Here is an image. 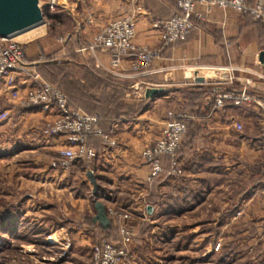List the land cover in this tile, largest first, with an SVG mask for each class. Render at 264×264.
<instances>
[{"label": "crops", "instance_id": "0c3cea01", "mask_svg": "<svg viewBox=\"0 0 264 264\" xmlns=\"http://www.w3.org/2000/svg\"><path fill=\"white\" fill-rule=\"evenodd\" d=\"M246 1L251 3L253 0ZM137 6H141L142 11L136 21L134 42L138 46H157L159 31L152 28L151 23L177 11L175 0H62L56 10L60 23L67 24L66 42L57 54L75 57L87 74L82 86L85 90L82 88L77 97H69L77 106L75 109L85 112L80 108L83 102L96 107L115 105L114 94L109 93V85L101 80L102 76L115 80L111 82L114 85L110 84L113 91L118 86L134 91L132 97L125 94L121 98L124 103L136 101L141 105L140 111L133 115L111 112L110 107L103 111L99 127L116 139V146L103 148L101 140L92 137L89 144L97 152L95 159L77 160L66 170L55 169L52 163L57 160L64 138H44L40 133L41 123L53 117V113L36 108L19 109L0 92V112H7L6 118L0 119V157L12 158L16 171H41L43 198L48 200L49 208L57 201L65 216L67 209L74 211L75 217L66 219L67 225H60L59 229L68 227L83 242H88L96 230L106 232L92 221L95 201L101 202L105 209L130 212L134 218L127 225L136 230L140 220L151 219L153 215L155 219L186 218L196 210L202 214L210 213L212 209L217 213L231 214L233 211L234 215L243 210L253 211L257 207L258 190L264 188L263 179L248 180V169L254 164L259 170L264 168V111L256 106L226 104L223 108L214 107L203 116L206 108L211 106L218 86L238 89L248 82L252 91L264 94V24L245 14L214 8L206 20L192 19L194 25L184 40L164 48L159 58L136 71L130 68L133 53L125 56L112 72L108 68L107 53L78 51L88 42L91 33L132 12ZM40 31L36 28L30 37ZM42 54H46L43 47L26 43L27 61H34ZM42 67L35 65L45 81ZM200 68L204 69V76L198 73ZM210 69L211 76L207 73ZM195 76H202L204 81L196 83ZM17 82L21 89L35 86L27 74H21ZM181 85L187 86L182 89ZM148 87H161L163 91L146 98L144 91ZM186 90H203L205 94L189 108L183 94ZM164 100L175 102L176 107H185L189 115L198 112L199 118H191L193 121L177 155L182 175H161L148 184L142 151L160 134L164 113L158 106ZM245 120L254 121L258 127L254 133L233 128L234 123L243 124ZM163 161L167 168V158ZM16 171L12 176L19 179L21 175ZM88 173L96 184L94 193ZM230 194L234 196L229 197ZM230 200L235 203L228 208ZM214 201L218 206H212ZM110 221L112 233H107L116 238L115 229L122 221ZM158 229L160 234L164 233V226ZM178 232L179 229H174V236Z\"/></svg>", "mask_w": 264, "mask_h": 264}, {"label": "rangeland", "instance_id": "374dc122", "mask_svg": "<svg viewBox=\"0 0 264 264\" xmlns=\"http://www.w3.org/2000/svg\"><path fill=\"white\" fill-rule=\"evenodd\" d=\"M253 2L254 0L251 3ZM66 27L67 24L60 23L58 18L51 21L46 17L45 22L38 27L41 30L38 34L27 39H12L25 44L33 42L37 47L45 49L46 54L34 58V61L52 60L46 66L41 63L42 76L45 81L61 89L70 100V96L77 97V93L78 95L81 93L87 74L81 65H78L75 57H63L57 54V50L66 42ZM114 71L116 70H112ZM209 72L208 70L207 73ZM101 80L109 85L108 91L114 94L115 105L96 107L83 102L81 109L97 116L103 115V111L108 107L111 108V112L126 115L140 111V103L136 101L130 104L124 103L121 99L125 94L132 97L134 95L132 89L117 84L115 86L118 88L113 91L110 84L115 82L114 79L102 76ZM186 86L181 85L182 89ZM191 92L194 91L186 90L183 94L188 98ZM260 94L264 96L263 93ZM249 106L253 105L246 107ZM158 108L164 113L162 127L170 111L174 114L184 113L193 118L185 111V107H176L175 102L164 100L159 103ZM180 109L183 111H175ZM233 128L249 134L254 133L258 127L255 126L254 121L245 120L243 124L234 123ZM185 137L186 132L182 144ZM182 144L175 153L176 160ZM164 158H168L167 168L163 163ZM12 160L7 155L0 157V264H91V247L105 234L102 235L103 233L96 230L88 242H83L78 238L79 235L72 233L68 227L59 229L60 225H67V220L75 217L74 211L67 209L65 216L64 210L58 208L57 201L52 203L54 207L49 208L48 200L43 198L41 171L27 169L16 171L17 168ZM161 161L165 170L169 169L171 157L163 155ZM176 163L181 168L179 161ZM253 166L251 170L248 169V180L252 182L257 179L264 180V161L261 170L257 169L255 164ZM55 169L59 170V168ZM15 171L20 173L19 179L12 176ZM263 192L264 188L258 190L257 207L253 211L243 210L234 215L233 211L231 214L217 213L212 209L210 213L202 214L200 210H196L186 218L155 219L156 216L153 215L151 219L146 217L145 221L140 220L138 229L134 230V236L128 244L125 264H264ZM31 194H35L34 198ZM233 196L234 194L229 195V197ZM234 203L233 200L228 201V208ZM212 206H218V203L214 201ZM133 218L134 216L131 220ZM162 226L164 233L160 234L158 228ZM174 229H179L176 236ZM48 235L54 243L46 240Z\"/></svg>", "mask_w": 264, "mask_h": 264}, {"label": "built area", "instance_id": "2783aa9c", "mask_svg": "<svg viewBox=\"0 0 264 264\" xmlns=\"http://www.w3.org/2000/svg\"><path fill=\"white\" fill-rule=\"evenodd\" d=\"M44 21L53 15L62 0H41ZM178 14L151 23L152 28L159 31V44L154 47L138 46L134 42L136 21L141 6L120 16L93 33L87 44L78 49L80 52H103L109 55L108 68L116 70L121 60L134 54L130 68L134 71L148 67L154 59L161 56L162 50L169 45L184 40L193 27L192 19L206 20L212 9L247 14L253 20L264 22V0H175ZM42 23V24H43ZM26 44L17 42L12 37H0V92L19 109H39L52 112L53 117L45 119L40 127L44 138L63 136L64 143L58 150V157L52 166L66 170L77 160L91 161L96 158V150L89 144L92 137L101 140L103 148L117 145L116 139L98 126L99 116L90 115L68 106L67 96L56 86L44 81L35 69L37 62L25 58ZM21 74H27L35 82V86L21 89L17 82ZM226 104L233 106L253 105L264 111V96L252 91L248 82L233 90L216 87L213 95V106L223 108ZM7 116L0 112V119ZM184 118L187 114L168 112L159 136L142 151L147 166L145 181L150 184L161 175L177 177L181 168L176 163L175 153L179 150L186 132ZM171 157L169 169L165 170L161 157ZM264 193V192H263ZM264 208V194H263ZM106 214L111 220H120L119 241L100 239L91 247V264H125L127 248L134 236V230L127 225L132 214L107 208ZM46 240L54 243L48 235Z\"/></svg>", "mask_w": 264, "mask_h": 264}, {"label": "water", "instance_id": "95a60500", "mask_svg": "<svg viewBox=\"0 0 264 264\" xmlns=\"http://www.w3.org/2000/svg\"><path fill=\"white\" fill-rule=\"evenodd\" d=\"M43 3L41 0H0V37H11L12 35L42 24L44 21L42 13ZM196 83H202V76H195ZM163 91L161 87H148L144 91L146 98L154 97ZM90 182L93 185V193L96 190V184L93 176L87 174ZM95 215L92 221L97 223L102 229H107L110 226V218L106 214L104 205L99 202H94ZM148 210L150 207L147 208Z\"/></svg>", "mask_w": 264, "mask_h": 264}, {"label": "trees", "instance_id": "16d2710c", "mask_svg": "<svg viewBox=\"0 0 264 264\" xmlns=\"http://www.w3.org/2000/svg\"><path fill=\"white\" fill-rule=\"evenodd\" d=\"M175 3H176V1H175ZM56 12L57 11H55L54 12V14L53 15H50V16H48V18L51 20V21H55V20H57V15H56ZM179 13V9L177 8V11H175L174 13H172L169 17H171L172 15H174V14H178ZM168 17V18H169ZM165 19H167V18H165ZM161 20H163V19H161ZM193 22V21H192ZM257 22H260V21H257ZM263 24H264V22H262ZM194 25V24H193ZM51 62V60H48V59H43L42 61H40V62H38L37 64H40L41 65V63L42 64H48V63H50ZM61 90V89H60ZM233 90H236V89H233ZM63 92V91H62ZM204 94H205V92L203 91V90H198V91H195L194 90V92H191L189 95V97L187 98V102H188V104H187V106L190 108L193 104H196L197 102H199L200 100H202V98H203V96H204ZM214 95V94H213ZM67 100H68V98H67ZM71 103L72 102H70V100H68V106L70 107V108H73V109H75V108H77V106H72L71 105ZM73 104V103H72ZM214 108V106H213V102H211V106L209 105L208 106V108H206V110H205V112H204V114H203V116H205L208 112L207 111H210V110H212ZM190 112H191V110H190ZM85 113H87V114H90V115H92L91 113H89V112H86L85 111ZM191 114H193V113H191ZM191 116H193L194 117V120L196 119V117L197 118H199V116H198V112H195L193 115H191ZM103 117V115H99V119H98V126L100 125V122H101V118ZM183 121L186 123V130H188V128H189V126H190V124L192 123V119L191 118H184L183 119ZM105 131V130H104ZM187 132V131H186ZM176 157H177V155H176ZM168 159V158H167ZM168 162V161H167ZM165 165V164H164ZM100 229H101V227H100ZM101 230H106V232H101V233H103L102 235H104V237H102V238H105V239H107V240H109V241H113V242H115V241H118L119 240V232H118V228H116L115 229V233L117 234V237L116 238H113L110 234L112 233H110V231L112 230V227H111V223H110V226L107 228V229H101ZM110 233V234H108V233ZM101 238H98V240H100ZM97 240V241H98Z\"/></svg>", "mask_w": 264, "mask_h": 264}, {"label": "bare ground", "instance_id": "6f19581e", "mask_svg": "<svg viewBox=\"0 0 264 264\" xmlns=\"http://www.w3.org/2000/svg\"><path fill=\"white\" fill-rule=\"evenodd\" d=\"M41 25H42V24L35 25L34 27H30V28H28V29H25V30H23V31H20V32H18V33H16V34L12 35L11 37H12V38H16V39H27V38L30 37V35L34 34L36 28H38V27L41 26ZM203 70H204V69H202V68H200V69L198 70V73H199L200 75H202V76H204L203 73H202ZM211 70H212V69L209 70V71H210V72H209V76L213 75V72H212ZM213 70H214V69H213Z\"/></svg>", "mask_w": 264, "mask_h": 264}]
</instances>
